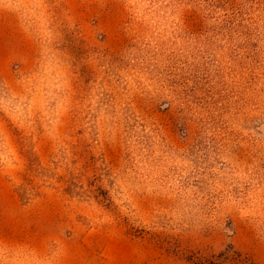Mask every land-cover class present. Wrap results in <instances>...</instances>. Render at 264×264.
<instances>
[{
  "label": "rangeland",
  "instance_id": "rangeland-1",
  "mask_svg": "<svg viewBox=\"0 0 264 264\" xmlns=\"http://www.w3.org/2000/svg\"><path fill=\"white\" fill-rule=\"evenodd\" d=\"M0 264H264V0H0Z\"/></svg>",
  "mask_w": 264,
  "mask_h": 264
}]
</instances>
